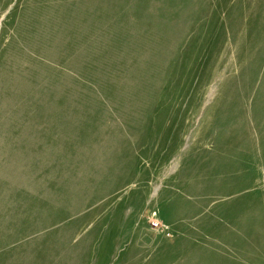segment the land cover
I'll list each match as a JSON object with an SVG mask.
<instances>
[{
  "label": "rangeland",
  "instance_id": "374dc122",
  "mask_svg": "<svg viewBox=\"0 0 264 264\" xmlns=\"http://www.w3.org/2000/svg\"><path fill=\"white\" fill-rule=\"evenodd\" d=\"M0 264H264V0H0Z\"/></svg>",
  "mask_w": 264,
  "mask_h": 264
}]
</instances>
